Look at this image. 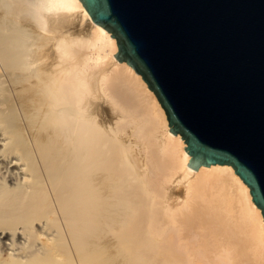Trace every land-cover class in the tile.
<instances>
[{
    "label": "bare ground",
    "instance_id": "1",
    "mask_svg": "<svg viewBox=\"0 0 264 264\" xmlns=\"http://www.w3.org/2000/svg\"><path fill=\"white\" fill-rule=\"evenodd\" d=\"M115 52L80 0H0V264H264L247 184Z\"/></svg>",
    "mask_w": 264,
    "mask_h": 264
},
{
    "label": "water",
    "instance_id": "2",
    "mask_svg": "<svg viewBox=\"0 0 264 264\" xmlns=\"http://www.w3.org/2000/svg\"><path fill=\"white\" fill-rule=\"evenodd\" d=\"M152 90L187 165L230 164L264 221V0H80Z\"/></svg>",
    "mask_w": 264,
    "mask_h": 264
}]
</instances>
